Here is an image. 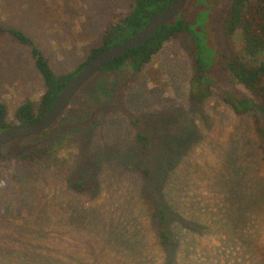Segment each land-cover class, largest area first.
I'll use <instances>...</instances> for the list:
<instances>
[{
  "label": "rangeland",
  "instance_id": "obj_1",
  "mask_svg": "<svg viewBox=\"0 0 264 264\" xmlns=\"http://www.w3.org/2000/svg\"><path fill=\"white\" fill-rule=\"evenodd\" d=\"M131 1L0 0V24L24 31L58 75L86 59ZM228 2L191 0L184 13L211 33L215 21L220 36ZM234 45L243 55L239 33ZM44 90L30 48L0 34L8 119L23 102L36 108ZM204 92L174 38L138 73H96L48 129L0 146V157L37 146L51 153L27 166L0 158V264H264V160L251 113ZM145 163L160 174L169 248L154 232ZM77 181L90 187L76 191Z\"/></svg>",
  "mask_w": 264,
  "mask_h": 264
},
{
  "label": "trees",
  "instance_id": "obj_2",
  "mask_svg": "<svg viewBox=\"0 0 264 264\" xmlns=\"http://www.w3.org/2000/svg\"><path fill=\"white\" fill-rule=\"evenodd\" d=\"M171 2L172 0H132L126 13H118L110 21L101 34L99 44L90 48L86 59L74 70L58 75L52 71L43 51L24 31L0 24V34H6L13 41L30 48L34 65L45 86L38 106L34 108L30 101L19 104L14 110L13 120L8 119L6 103L0 102V131L15 124H30L42 116L63 85L87 60L103 48L129 39L150 18L164 11ZM186 6L171 21L156 29L147 40L120 54L101 67L97 73L119 71L124 68L138 73L145 68L166 41L181 39L191 59L195 84L205 91L204 93L215 90L223 101L230 104L236 115L251 113L258 146L264 160V57L256 60V57L264 52V0H229L221 19L220 36L217 34L214 20V33L209 32L206 27L196 28L193 16L184 13ZM236 33L240 35L243 55L234 45ZM225 85L228 88H224ZM133 118L139 121L137 116ZM22 139L15 141L18 143ZM135 143L140 155L147 158L151 151L148 137L139 131ZM1 157L14 162V165L27 166L36 162L50 161L51 153L48 147L37 146L28 151L13 149L10 156ZM140 172L148 181L145 193L153 204L152 220L155 235L162 247L169 248L173 244V235L168 226L167 207L160 193L159 171L149 163H145L140 166ZM89 187L90 185L81 181L72 185L76 191H83Z\"/></svg>",
  "mask_w": 264,
  "mask_h": 264
},
{
  "label": "water",
  "instance_id": "obj_3",
  "mask_svg": "<svg viewBox=\"0 0 264 264\" xmlns=\"http://www.w3.org/2000/svg\"><path fill=\"white\" fill-rule=\"evenodd\" d=\"M189 0H172L170 5L162 12L154 15L147 23L126 41L103 48L86 63L63 85L55 96L49 109L38 119L30 124H15L0 131V146L17 139L32 136L48 129L69 106L72 99L105 64L109 63L120 54L143 43L160 26L176 17Z\"/></svg>",
  "mask_w": 264,
  "mask_h": 264
}]
</instances>
